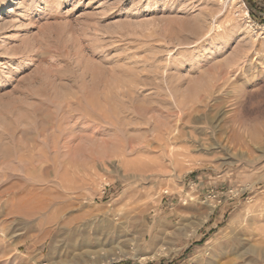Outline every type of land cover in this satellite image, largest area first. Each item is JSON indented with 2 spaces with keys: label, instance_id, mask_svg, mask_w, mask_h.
<instances>
[{
  "label": "rangeland",
  "instance_id": "obj_1",
  "mask_svg": "<svg viewBox=\"0 0 264 264\" xmlns=\"http://www.w3.org/2000/svg\"><path fill=\"white\" fill-rule=\"evenodd\" d=\"M245 2L0 0V264H264Z\"/></svg>",
  "mask_w": 264,
  "mask_h": 264
},
{
  "label": "bare ground",
  "instance_id": "obj_2",
  "mask_svg": "<svg viewBox=\"0 0 264 264\" xmlns=\"http://www.w3.org/2000/svg\"><path fill=\"white\" fill-rule=\"evenodd\" d=\"M246 15H245V17H248L247 16V11H246V13H245ZM245 23H248L247 21L245 22ZM250 25L249 24H246V27H245V31H246V33L249 35V36H252V31H251V29H249L248 27H249ZM83 111V110H82ZM72 140V139H71ZM34 144V143H33ZM35 146V145H34ZM44 154V153H43ZM14 160V159H13ZM21 160V162L23 161L22 159H20ZM24 163V162H23ZM205 221V220H204ZM114 235V234H113ZM121 236V235H120ZM122 237V236H121ZM99 239H101V238H99ZM107 240V239H106ZM101 241V240H100ZM97 242H98V240H97ZM102 243L103 242H99L98 243V248L99 249H96V250H94V251H91V252H89L90 254H88L89 255V258H94L95 259V261L93 260V263L92 264H103V263H105V262H110V261H112V260H115V259H117L118 257H120L121 255H126V254H128L126 251H123L122 249L118 252H113V253H109V252H111V251H113V250H110L109 251V249L107 248V246H105V247H102L103 245H102ZM109 243V242H108ZM149 244H151V243H149ZM148 244V245H149ZM238 244V243H237ZM108 245V244H107ZM119 245V244H118ZM151 246H153V245H150V247ZM96 247V246H95ZM102 247V248H101ZM112 248V247H111ZM93 249V248H92ZM158 249H160V248H158ZM157 249V250H158ZM259 251H261V250H259ZM168 252H169V250H168ZM248 251H246V249L245 250H243L242 251V253H241V255L243 256V253H247ZM254 252V251H253ZM263 252V251H262ZM255 253V252H254ZM161 254H167V251L166 250H164V249H162L161 250V252L160 251H156V252H153V253H151V254H149V255H141V257L143 258V259H155L156 257H159ZM253 254V253H252ZM122 257V256H121ZM90 263V262H89ZM91 264V263H90Z\"/></svg>",
  "mask_w": 264,
  "mask_h": 264
},
{
  "label": "built area",
  "instance_id": "obj_3",
  "mask_svg": "<svg viewBox=\"0 0 264 264\" xmlns=\"http://www.w3.org/2000/svg\"><path fill=\"white\" fill-rule=\"evenodd\" d=\"M225 1H226V4L229 10H231L236 15H240L241 12L244 13V10H246L247 16L250 17L249 10L247 8L245 0H225ZM213 197H216V196L213 195Z\"/></svg>",
  "mask_w": 264,
  "mask_h": 264
},
{
  "label": "trees",
  "instance_id": "obj_4",
  "mask_svg": "<svg viewBox=\"0 0 264 264\" xmlns=\"http://www.w3.org/2000/svg\"><path fill=\"white\" fill-rule=\"evenodd\" d=\"M247 4L250 8V13L254 18L260 20V22H264V18L261 16L264 13V0H246ZM259 1L263 2V5L259 3Z\"/></svg>",
  "mask_w": 264,
  "mask_h": 264
},
{
  "label": "crops",
  "instance_id": "obj_5",
  "mask_svg": "<svg viewBox=\"0 0 264 264\" xmlns=\"http://www.w3.org/2000/svg\"><path fill=\"white\" fill-rule=\"evenodd\" d=\"M221 216V215H220ZM220 219L218 215H215L213 218H211L210 225L206 228V233H208V230H213L218 227V224L220 223Z\"/></svg>",
  "mask_w": 264,
  "mask_h": 264
}]
</instances>
